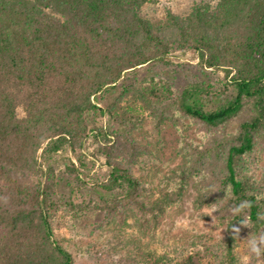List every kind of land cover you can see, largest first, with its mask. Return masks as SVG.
I'll return each instance as SVG.
<instances>
[{
	"label": "trees",
	"instance_id": "obj_1",
	"mask_svg": "<svg viewBox=\"0 0 264 264\" xmlns=\"http://www.w3.org/2000/svg\"><path fill=\"white\" fill-rule=\"evenodd\" d=\"M142 2L0 0V264H73L65 239L50 219L54 202L43 179L49 171L42 163L67 145L74 148L73 139L82 133L80 125L81 137L89 130L97 142L95 154L106 157L107 181L101 185L124 190L121 201L109 205L113 210L122 213L121 202L132 203L155 228L166 208L173 204L179 210L184 194L194 186L198 190L195 207L217 205L218 219L226 225V251L214 260L217 264H235L237 227L246 222L255 228L264 226V193L245 170L246 156L264 141V0H219L214 7L201 4L185 18L171 16L165 25L141 16ZM109 42L115 44L111 52ZM152 44L155 49L150 50ZM174 45L196 51L204 70L212 67L223 75L222 83L214 90L200 81L177 93L169 89L161 93L155 84L140 83L133 96L142 106L161 113L156 114L157 128L167 118L180 127L189 126L179 113L206 129L234 118L238 122L234 132L220 131L213 143L202 149L195 146L197 158H184L171 169L165 176L168 192L150 201L149 188L130 168L140 154L150 152L147 144L126 136L138 123L125 117V110H115V104L99 106L92 96L107 85L115 86L127 69L168 55ZM61 76H73L71 93L55 96L50 91L51 77ZM27 87L36 88L27 91ZM21 103L36 111L34 124L32 112L22 118L17 115ZM166 109H172V115L165 116ZM96 112L121 124L114 150L100 144L101 137L109 134L101 130L103 126L90 120L93 125L88 127L86 113ZM118 146L124 151H118ZM84 162L80 159L81 165ZM72 167L81 177L79 166L73 163ZM70 208L79 213L77 219H90L76 204ZM208 248L205 245L179 258L152 252L139 258L124 254L119 259L116 253L102 258L105 264H208L206 258L215 254Z\"/></svg>",
	"mask_w": 264,
	"mask_h": 264
},
{
	"label": "rangeland",
	"instance_id": "obj_2",
	"mask_svg": "<svg viewBox=\"0 0 264 264\" xmlns=\"http://www.w3.org/2000/svg\"><path fill=\"white\" fill-rule=\"evenodd\" d=\"M142 3L141 16L152 24L165 25L171 16L185 18L201 4H210L214 7L219 4V0H143ZM108 45L111 52L115 44L109 42ZM148 48L155 49L154 44ZM202 63V57L193 49H183L174 45L168 55L158 56L135 69H127L115 86L107 85L95 97L92 96L99 106L107 108L115 104V110L119 112L125 110L127 112L125 117L132 118V123H138L137 127L128 129L126 136L134 142L147 144L150 152L140 154L138 161L130 164V168L142 184L149 188L150 201L168 192L165 176L171 169L181 164L184 158H197L198 151L194 149L195 146L202 149L207 144L213 143L220 131L232 133L236 130L237 118L221 124L218 128L206 129L181 113H179L181 119L189 126L180 127L181 125L167 118L161 129H158L156 114L161 113L136 102L133 96L134 89L139 88L140 83L146 86L155 84L161 93L167 89L172 93L181 92L184 88L200 81H205L211 84L214 90H219L222 83L220 76L223 75L212 67L208 68V71L204 70ZM71 78L73 76L51 77V93L55 96L61 93L70 94L73 84L69 82ZM76 85H80V82ZM35 88L27 87V91H34ZM23 93V90L20 91V94ZM152 99L157 100L155 97ZM153 105H158L161 109V104ZM31 112L30 119L34 124V121H37L35 110L28 109L27 105L24 106L22 103L17 108V115L21 118ZM171 112L172 109H166L165 116L172 115ZM97 114V112L86 113L88 127L92 124L90 120H94L93 124L97 127L103 126L101 130L103 132L106 130L109 134L106 139L101 137L100 144L107 143L114 150L115 133L118 135L122 131L121 124L115 120L110 121L107 115ZM60 120L67 123L65 118ZM80 128L83 129V126L80 125ZM82 129L81 135L73 139L74 148L67 145L49 160L43 158L42 163L44 170H48L50 174L48 177H43L50 189L49 199L54 202V207L50 208V219L55 229L61 232L62 239H65L64 243L73 255V264H105L102 255L112 253H116L119 259L124 258V254H132L139 258L145 252L179 258L205 245H210L211 248L208 250L216 254L206 258L208 264H217L214 260L223 258L226 251L223 243L226 237V225L220 223L218 219L217 205L195 207L194 200L198 190L194 186L184 194L179 210L173 204L166 208V213L155 228L150 227L142 219L141 212L132 203L123 200L120 204L122 213L113 210L114 206L111 208L109 205L111 202L115 205L117 201H121L124 190L101 185L107 181L106 157L103 154H95L97 142L93 141V134L87 130V136L81 137ZM21 132L19 133L22 134ZM116 149L124 151V147L121 146ZM41 152L42 149L39 150V153ZM122 152H118L117 157L121 160ZM80 159L85 161L84 165L80 164ZM245 161V170L253 176L258 189L264 193V141L253 154L246 156ZM73 163L82 171L79 178L76 175L77 171L73 170ZM74 204L80 207L82 212L88 213L90 219L85 217L77 219L79 213L73 212L75 208H70V205L74 206ZM208 209L215 211L209 214ZM87 219L89 222H86ZM261 236H264V226L255 228L252 223L246 222L236 228L233 242L235 264H264V251L257 255L251 250L250 243L253 239L259 240ZM104 247L106 252L103 250ZM148 258L154 260V256Z\"/></svg>",
	"mask_w": 264,
	"mask_h": 264
},
{
	"label": "clouds",
	"instance_id": "obj_3",
	"mask_svg": "<svg viewBox=\"0 0 264 264\" xmlns=\"http://www.w3.org/2000/svg\"><path fill=\"white\" fill-rule=\"evenodd\" d=\"M215 209H208L209 214H211ZM236 231V229H235ZM251 250L257 255L264 251V236H261L259 240L253 239L251 242Z\"/></svg>",
	"mask_w": 264,
	"mask_h": 264
}]
</instances>
